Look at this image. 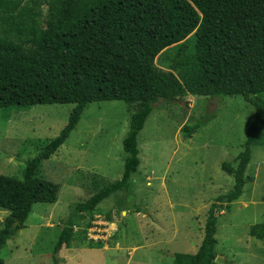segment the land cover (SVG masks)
Instances as JSON below:
<instances>
[{"label":"trees","instance_id":"16d2710c","mask_svg":"<svg viewBox=\"0 0 264 264\" xmlns=\"http://www.w3.org/2000/svg\"><path fill=\"white\" fill-rule=\"evenodd\" d=\"M170 47L177 76L154 64ZM184 94L217 102L240 96L254 109L236 166L221 164L233 187L216 202H225L229 212L253 180L246 169L255 138L264 130V0H0V109L74 104L59 135L25 161L22 179L0 175V209L8 212L0 227V250L25 227L34 204L56 202L59 184L42 178L39 169L90 103L126 105L125 158L120 179L95 184L74 210L93 212L120 193L116 207L138 211L128 203L140 166L138 134L158 105H172ZM209 118H189L182 137L193 136ZM217 203L209 207L197 252L175 253L173 264H215ZM72 215L60 229L54 258L74 237ZM249 235L263 239L264 223L252 226Z\"/></svg>","mask_w":264,"mask_h":264},{"label":"rangeland","instance_id":"374dc122","mask_svg":"<svg viewBox=\"0 0 264 264\" xmlns=\"http://www.w3.org/2000/svg\"><path fill=\"white\" fill-rule=\"evenodd\" d=\"M173 54L172 47L162 51L154 64L177 76L171 69ZM73 107L0 109V175L22 179L25 161L59 135ZM254 114L240 96L217 102L184 94L172 105H158L137 138L140 166L132 176L128 203L139 210H119L117 193L93 212L79 213L75 206L90 196L95 184L120 179L128 126L123 102L88 104L65 143L39 169L42 178L59 184L56 202L34 204L25 227L6 242L0 258L4 264H173L175 253L195 254L210 205L233 187L221 164L236 166ZM208 115L193 136L182 137L189 118ZM246 175L253 180L229 212L223 209L225 202L217 203L215 264H264V238L249 235L252 226L264 223L263 129L255 138ZM71 214L74 237L54 258L60 229ZM7 215L0 209V227ZM95 226L99 240L90 241L87 233Z\"/></svg>","mask_w":264,"mask_h":264},{"label":"built area","instance_id":"2783aa9c","mask_svg":"<svg viewBox=\"0 0 264 264\" xmlns=\"http://www.w3.org/2000/svg\"><path fill=\"white\" fill-rule=\"evenodd\" d=\"M74 230L76 231V228H74ZM96 232H99V229H97V227L95 226L94 229H90L89 230V233H87L88 237H89V240L92 241H97L99 239H96L97 238V233Z\"/></svg>","mask_w":264,"mask_h":264}]
</instances>
